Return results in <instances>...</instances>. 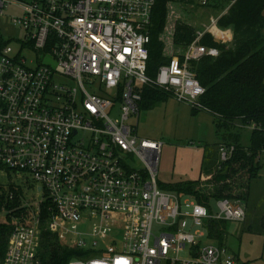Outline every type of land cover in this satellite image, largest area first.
<instances>
[{
    "label": "built area",
    "instance_id": "obj_1",
    "mask_svg": "<svg viewBox=\"0 0 264 264\" xmlns=\"http://www.w3.org/2000/svg\"><path fill=\"white\" fill-rule=\"evenodd\" d=\"M158 1L0 0L7 42L0 50V172L22 192L1 264H43L46 234L80 253L69 264H243L210 231L212 222H244L247 206L218 200L213 209L163 190L164 144L138 134L145 89L205 110L206 89L191 63L219 56L202 45L206 34L232 42L219 21L237 0H167L168 21L175 16L170 44L179 13H187L182 6L213 15L150 77ZM5 23L24 37L7 40ZM218 151L226 162L235 146L222 143ZM5 216L3 209L0 220Z\"/></svg>",
    "mask_w": 264,
    "mask_h": 264
},
{
    "label": "trees",
    "instance_id": "obj_2",
    "mask_svg": "<svg viewBox=\"0 0 264 264\" xmlns=\"http://www.w3.org/2000/svg\"><path fill=\"white\" fill-rule=\"evenodd\" d=\"M168 18L167 0L158 1L154 12L149 44L150 57L148 75L156 77L159 69L171 63L168 49L186 48L195 39L196 29L190 23L178 21L173 37L174 44L165 39ZM222 29H232V45L206 34L202 45L216 48L218 57L205 56L191 63L192 71L206 89L201 103L213 115L217 130H225L224 142L235 146V152L226 162L217 161L210 150L204 151L203 174L206 178L195 181L162 184L163 190L189 196L196 202L212 208L218 200L237 201L247 206L253 182L260 177L261 156L264 152V0H237L228 14L219 21ZM0 32V50L7 44ZM171 97L164 91L145 89L141 109L150 108L156 102ZM194 113L200 111L192 109ZM252 124L260 129L253 130L248 146L242 144L238 125ZM240 126V125H239ZM241 129V128H240ZM219 154V153H218ZM216 160V161H215ZM0 169H2L0 167ZM13 193V199L10 194ZM22 192L15 187L0 183V264L3 261L9 237L15 228V220L21 216ZM43 206L44 219L48 217ZM225 221L211 223L210 237L220 244L226 240ZM43 249V264H69L80 253L61 247L56 237L46 234Z\"/></svg>",
    "mask_w": 264,
    "mask_h": 264
},
{
    "label": "rangeland",
    "instance_id": "obj_3",
    "mask_svg": "<svg viewBox=\"0 0 264 264\" xmlns=\"http://www.w3.org/2000/svg\"><path fill=\"white\" fill-rule=\"evenodd\" d=\"M184 8L187 13H179L181 18L179 21L191 23L196 30H203L209 25L212 10L199 6L191 8L182 6V9ZM6 13L19 15L15 8H9ZM172 18L169 21L167 18L165 34L172 30L175 16ZM3 29L7 40L9 37H24L23 31L12 30L7 23L3 25ZM165 39L171 42L168 34ZM10 43L14 48L18 47L15 40ZM232 44L233 42L227 43L229 46ZM179 54H181L179 49L173 47L168 49L169 56ZM214 120L210 113L206 111L194 113L189 105L180 103L173 97L158 101L150 108L141 109L138 121L139 136L164 144L158 173L159 183L171 184L206 178L203 174V168L206 166L205 150H210L214 158L221 161L218 147L224 142V135L228 132L225 130L219 132ZM237 125L236 131L242 135V144L248 146L253 124L249 127H241L239 123ZM261 166L260 177L252 184L246 220L227 222L226 225L225 244L243 264H264V152L261 156ZM9 181V178L0 172V183L8 185ZM212 207L216 209L215 204ZM158 230L160 229L155 227V231ZM182 256L187 255L184 252Z\"/></svg>",
    "mask_w": 264,
    "mask_h": 264
},
{
    "label": "crops",
    "instance_id": "obj_4",
    "mask_svg": "<svg viewBox=\"0 0 264 264\" xmlns=\"http://www.w3.org/2000/svg\"><path fill=\"white\" fill-rule=\"evenodd\" d=\"M227 30H230L229 36H230V38L232 39V42H233V40H234V32H233L232 29H227Z\"/></svg>",
    "mask_w": 264,
    "mask_h": 264
}]
</instances>
